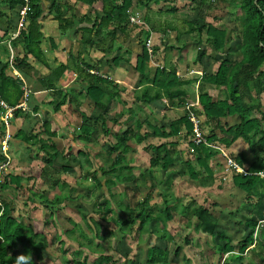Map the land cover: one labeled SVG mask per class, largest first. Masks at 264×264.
<instances>
[{
	"label": "trees",
	"instance_id": "1",
	"mask_svg": "<svg viewBox=\"0 0 264 264\" xmlns=\"http://www.w3.org/2000/svg\"><path fill=\"white\" fill-rule=\"evenodd\" d=\"M6 2L10 9L16 8L17 21L19 19V10L24 4H28L29 10L25 15V23L19 29L16 37L10 39V45L16 47L20 44L22 48L21 56L16 55L13 57V64L19 73L24 74V69H32V65L28 62L30 57H33L43 65H47L44 54L40 47L43 34L40 31V24L37 22L42 9L39 4V0H3ZM91 1V0H90ZM148 2L159 3L160 0H146ZM166 1V0H164ZM223 2H229L235 4L242 11V21L239 30H233L234 43L238 44L240 49L239 60L231 61L228 56H225L219 61L217 69L210 74H203L201 82H207L215 84L216 86L224 87L226 91V97L221 100H212L206 93L198 94V107L194 109L198 117H202V122L213 126L218 130V133L213 131L207 135L206 141L209 143H218L219 145L228 148L238 138H242L250 149V156L244 152H239L233 156V160L240 166H243L250 175H243L242 173H233L231 181L233 186L241 190L245 194V200L248 203V214L243 218V225L248 229L238 241L237 254L234 253V247L230 244L231 239L227 238L223 232H217V236L224 243L218 246L219 261L223 260L222 264H226V258L230 254L231 259H241L245 249L253 244L252 248H255V240L258 238V233L261 228L260 221L264 220V177L259 173H264V114L261 118L250 116L254 109L261 107L260 102L257 104H250V97H252V91L256 96L264 93V0H220ZM142 2V1H141ZM201 3H210V0H199ZM132 6V0H120L116 3V0H108L106 3L103 0V6L101 15L95 14L93 25L90 29L81 30L79 37V45L82 49L97 47L99 43L103 42L106 38L110 40L113 35L119 31L126 35L127 26H129L128 10ZM54 17L57 19L59 28L61 30L68 29L72 21L67 20L61 16L62 11L58 5H53ZM175 9L171 7L169 10ZM142 19L148 23V18L141 16ZM11 23V22H9ZM148 25V24H147ZM17 26V25H16ZM113 26V27H110ZM14 28V27H13ZM112 28V29H111ZM134 28L138 29V33L147 37L150 32V28L145 29L134 25ZM108 29V30H107ZM16 30V28H15ZM189 30L197 31L201 33L203 30L206 32L207 41L215 51H222L226 42L228 41V31L221 29L211 23L196 24L191 23ZM7 33V31H5ZM144 37V38H145ZM154 50V49H153ZM205 51L198 49L196 52L195 61L200 62ZM71 55L69 54V57ZM122 55L114 56L111 61L119 62ZM75 66L74 72L78 75L79 79L86 82L85 97L91 106L96 107L98 111L94 115L92 113H86L79 109L82 102L76 100L78 94L76 89L67 88L63 94V99L54 104V110L65 102L67 98L68 104H74V112L78 113L80 117V123L78 125L79 135L84 139L91 136L99 135V130L102 134L110 135V129L108 128L106 121L108 119V105L111 104L116 98L118 93L114 90L116 84L110 79L103 77L98 68L94 64L82 61V67L78 62V56H72ZM150 61V56L145 47L144 41L142 43L141 53L136 56L135 70L140 74L139 82L143 83L146 80H150L140 95H135L136 101L144 102L149 105L161 106L163 110L170 109V107H183L186 101L185 91L181 89L183 84L182 79H179L174 69H165L163 67H157L153 73L151 79L148 78L146 68ZM7 62L0 69V79L2 85H0V94L3 97V91H8L11 86L17 87L19 81L11 79L5 74ZM68 68V64L59 63L55 67H49L48 72L44 75H39L34 81L36 84L33 87V91L37 90H52L58 88V80L61 78L63 72ZM93 71V72H91ZM31 90V88H30ZM61 92V89H57ZM32 92V90H31ZM19 96L22 91H18ZM69 95V96H68ZM32 97V94H31ZM30 99V97H29ZM7 100V99H6ZM247 100V101H246ZM30 101V100H29ZM13 105V104H12ZM79 110V111H78ZM132 115L135 111L132 108L127 109ZM29 110H27L28 112ZM36 111V107L34 109ZM22 113L19 110L18 114L24 115L26 120V126L20 127L15 133V137L26 144V149L33 146L36 147L38 153L42 154L41 173L48 175L50 178L57 175L59 179L58 171L53 168V162L55 159H59L64 153L57 148V145L52 140L56 136V132L51 130L48 121L38 122L33 120V112ZM236 115L237 122L234 124L221 123L220 118ZM100 122V128L93 122ZM39 125V131H36L37 125ZM164 123V122H163ZM160 124L159 126L148 121H142L141 119L135 120V127L131 125L127 126L121 133L114 135V141H107L103 143L105 151L109 156H112V162L101 169L103 176H108L105 179V185L109 186L114 182V179H120L122 182L129 183L136 179L132 173L125 174L119 178L116 174L118 170H129L131 167L125 165V154L130 150V141L134 139L137 144L146 142L143 145L144 151L149 154V165H160L163 170H166L170 165H175L174 155L177 153L178 137L182 134L187 140V146L189 152L195 153V163L200 167L203 174L200 175L199 170L192 164L191 160L186 159L181 161L187 173L191 178L197 179L200 184L206 185L214 180V173L210 167L209 161L213 156L218 154V149L207 146L204 143L194 144L190 137L192 133V125L184 112L177 118L169 120L166 124ZM146 126L147 128L141 132L140 129ZM183 131V132H182ZM153 137L158 139L157 144L148 142V138ZM110 142V143H109ZM81 151H79L80 154ZM37 153V154H38ZM11 168L15 172V168L11 165ZM61 168L64 172L71 170L73 167L68 163L62 164ZM182 169V168H181ZM182 171V170H181ZM9 172L0 183V264H15V258L20 254L31 255L32 264L47 263L46 252L48 243L45 233L36 231L33 229L31 222L24 223L19 221L13 215V206L7 197L4 196L5 190L13 187H21L22 176L20 174ZM56 181L53 182L55 184ZM97 185L101 187V183ZM33 193V192H32ZM36 195L35 193H33ZM29 198L32 199L31 195ZM60 197H54L53 199L44 198V208L49 212L43 218V223L54 221V216L61 206ZM51 205L52 207H48ZM54 206V207H53ZM182 209L183 216H189L190 211L196 218V227L209 234H214L218 227L217 217L202 204H189L185 205ZM128 207L127 219L123 221L122 226L118 223V220L110 216L111 205L110 201L105 199L103 203H100L94 212L99 214V218H93L92 216L83 215V222L85 226L91 231V233L98 240H106L111 234H115L114 228H105L102 225V220L109 218L115 224L120 225V232L124 233L126 226H132L137 221V226L134 230L139 235L149 223L154 221L165 222L172 217L171 211L168 206H165L159 211V213H153L147 197L141 199L138 205V210ZM256 232V234H255ZM63 234V235H62ZM264 237V231L262 232ZM62 235V236H61ZM72 241H76L80 247L86 246L92 248V244L78 241L76 237L72 235V230L65 229L63 233L55 235V243L63 244L65 242L64 237ZM93 242V241H91ZM99 248L101 247L99 242L95 243ZM60 252L65 253L66 250L60 245L58 248ZM179 249L173 251L172 255L176 257ZM96 249L94 250V252ZM73 256L81 254L80 249L72 251ZM146 259L142 264H166L169 262L170 251L159 246H150L146 248ZM233 254V255H232ZM235 254V255H234ZM260 255V252H259ZM103 260L111 261L115 263L110 254L99 252L98 256L89 264H103ZM87 259L83 258L82 262L78 259H74L75 264H84ZM64 262L68 263L67 259Z\"/></svg>",
	"mask_w": 264,
	"mask_h": 264
},
{
	"label": "rangeland",
	"instance_id": "2",
	"mask_svg": "<svg viewBox=\"0 0 264 264\" xmlns=\"http://www.w3.org/2000/svg\"><path fill=\"white\" fill-rule=\"evenodd\" d=\"M192 3L190 0L188 8L183 6L188 11L186 14L193 15L195 13L194 15L201 21L203 15L200 13L199 7H194L196 4ZM209 5H211V10L208 15L214 16V19L220 18L219 20H222L218 26L225 27L227 30L240 29L242 11L235 4L210 0ZM165 8L170 9V6L167 5ZM174 15V11L164 10L161 12L159 20L163 17L162 21L165 19L167 21ZM182 28L185 29L186 26H182ZM145 39L146 37H143V41ZM225 56L230 57V55L223 54V57ZM234 57L235 55H232L231 61ZM131 80L132 85L130 86L125 84L126 82L118 83L116 92H120V97L108 105L106 124L110 129V135L106 136L99 130L98 136H91L87 139L82 136L78 137V125L80 123L78 113H74L75 117L70 118L69 120L72 121L70 123L68 121L63 129L60 128L63 132L61 137L64 138L60 141L62 145L60 150L64 152V155L53 162V168L58 171L59 179L56 178L57 175L50 178L41 173L42 155L36 154L38 150L35 147L34 150H31V154L34 153L35 156H29L35 159L28 160L30 166L28 164L25 166L24 163L20 162L15 164L14 173L22 176L21 187L12 186L4 192V196L13 206V215L24 223L31 222L34 230L45 233L50 245L45 254L47 263L43 262L42 264H75L74 259L82 262L84 257L87 259L84 264H89L98 256L99 252L110 254L115 261L113 263L103 260V264H142L144 257L146 259V248L154 245L170 251L169 262L166 264H222L223 260L219 261L218 246L222 245L224 241L220 240L216 233L223 232L227 238L231 239L230 244L234 247V253L237 254L238 241L248 231L242 223L243 218L248 214V207L246 208L248 203L245 200V194L233 186L232 171L227 172V174L217 173L213 182L206 185H202L197 179L190 177L185 166L180 163L181 161L189 159L199 170V173L201 172L200 175L203 172L195 163L196 154L189 152L187 140L182 134L178 137L177 153L174 155L175 165H170L166 170H163L159 164L156 166L149 165V154L143 149V145L147 141L137 144L132 139L129 142L131 148L125 154L126 161L124 163L131 168L129 170L116 169V174L121 178L125 174L132 173L136 179L129 183L114 179V182L109 186L105 185V179L108 176H103L101 169L106 168L112 162L113 157L106 153L103 143L113 142L114 135L121 133L129 125L136 128L135 120L138 118L159 126L163 122L166 124L169 119L178 117L185 111L183 109L182 112L181 109L172 107L166 110V121H163L162 107L136 101L135 95L142 93L145 84L138 86L137 76ZM17 89V87L11 86L7 92L3 91V97L7 100L11 99L17 95ZM129 108L135 111L132 115L127 110ZM79 109L86 113H92V115L98 111L96 107L91 106L85 100L82 101ZM50 110L52 111V109ZM48 113V111L43 112L41 116L43 121L49 120ZM51 122L54 127H58L55 122H62V120L57 117L55 122L53 120ZM93 123L100 128L99 121ZM146 128L144 126L140 131L143 132ZM204 131L206 132L205 126ZM148 142L157 144L158 139L149 137ZM79 151H81L80 154ZM232 155H230L231 158H233ZM22 156L26 162L25 156L23 154ZM218 157H213L212 161H217L218 167H220L222 163ZM220 158L223 163H226L224 156ZM65 163L73 168L64 172L61 165ZM54 181H56L55 184H53ZM98 182L101 183V187L97 185ZM30 195L32 199L29 198ZM47 197L48 199L62 198L61 206L54 216V221L52 220L48 225L43 223V218L48 216L49 212L44 208V202H42ZM145 197H147L153 213H159L161 209L168 206L172 214L171 219L165 222H151L139 235L133 231L137 226V221H135L132 226H126L123 229L124 233H121L119 226H122L123 221L127 219L128 207L138 210L139 202ZM105 199L110 201L112 211L109 215L117 219L120 225L112 222L110 216L106 220H102V225L105 228H114L115 234H111L106 240H98L85 226L82 216L86 214L94 219L99 218V214L94 210ZM189 204H202L217 217L218 227L214 234L200 231L195 226L196 218L191 211L188 217L182 215L181 208ZM48 207L52 206L49 205ZM260 224L263 225L264 220L260 221ZM65 229L72 230V235L84 245L90 242L92 248L80 247L76 241H72L66 236H63L65 239L63 244L55 243V235L63 233ZM263 231L264 225L261 226L258 238L255 240V248H252L253 244L249 245L241 259L233 260L229 254L226 258V264H264ZM96 242L101 244L100 248L95 244ZM60 245L66 250L65 253L59 251ZM78 249H80L81 254L73 256L72 251ZM176 249L179 250L175 257L172 253ZM66 259L68 263L64 262Z\"/></svg>",
	"mask_w": 264,
	"mask_h": 264
},
{
	"label": "crops",
	"instance_id": "3",
	"mask_svg": "<svg viewBox=\"0 0 264 264\" xmlns=\"http://www.w3.org/2000/svg\"><path fill=\"white\" fill-rule=\"evenodd\" d=\"M105 1L106 3L108 2V0ZM119 2L120 0H116V3ZM189 2L190 0H160L159 3H153L146 0H132V6L130 9L138 12L143 17H147V24L151 29L149 34L154 45V56L147 64L146 72L148 78H152L153 73L158 66L165 69H174L178 78L182 79L183 81L181 89L185 91V95L183 97H186V100L194 99L196 94L198 97L199 93H206L211 97L212 100L224 99L226 97V91L224 87L216 86L215 84H210L207 82H201L202 80H200L198 86L196 87L197 76L194 73H190V71L198 70L201 71L202 74L213 73L217 69L219 61L224 58L223 54L230 55V60H232V55H235L233 62L239 60L240 49L238 48V44L233 42V30L235 29L227 30L225 27L218 26L222 20H219L220 18L214 19V16L208 15L211 10V5H209L210 3H201L199 0H192V4H196L194 7H199V11L203 15L201 21L197 19V16L194 15L195 13L193 15H187L186 13H188V11L185 7H189ZM39 4L42 12L37 22L40 24V31L43 34L40 47L44 54L47 65L45 66L33 57H30L28 62L32 65V69H24V74L22 72L20 74L25 84L32 90V97L30 95V101L28 104L29 111L27 113L33 112V120L42 122L43 120L41 119V116L43 112H49V120L46 119L45 121H48L50 129L56 132V136H54L52 140L57 145V148L60 149V146H62L60 141L64 139L61 137L63 136V132H61L60 128L63 129L64 126L67 125L68 121L70 123L72 120L70 121L69 119H72L73 116L75 117L74 113L76 112L73 111V109H75L74 104H68L66 102L67 97H65V102L58 108V110H54V104L59 103L63 99V94H66L65 89H76V87H78L76 89L77 93L82 92L81 94L77 95L76 100L81 102L85 100V102L88 103V100L85 99L86 97L84 94V85H86V82H83V80L79 79L76 72H74L73 66H75V64L72 60V56H78L80 67L83 66L82 61L85 63L88 62L90 64H94L98 68V72L103 77L110 79L116 84V88L114 89L115 91L118 90V83L122 82L123 84L126 82L125 84L128 86L132 85L131 79L136 78V76L138 78V86L142 84L148 85L150 80H146L143 83L139 82L140 74L134 68L136 56L141 53L143 37H145V35H140L138 33V29H135L133 25L129 24V26H127L126 35L117 31L113 37L110 38V40L106 38L103 40V42L99 43L97 47L82 49V47L79 45L81 30L90 29L92 27L95 18L94 13L101 15L103 0H39ZM53 5H58L60 7V10L62 11L61 16L63 18L72 21V24L68 29L61 30V28H59L58 21L54 17V11L52 9ZM167 5H169L170 8H175L172 9V11L175 12L174 17L169 18L167 21L166 19L162 21L163 17L159 20L161 12H164V10H169L165 8ZM16 10L17 7L10 9L6 2L0 0V69L5 64V62H7L8 64L5 69V74L11 79H16L19 81L17 86V95L11 97L12 100H6L0 94V97H2L9 104H16L19 102L22 95L21 94L19 96L18 94V91H22V82L14 74L15 70L17 72L19 71L14 67L13 64V57L16 55L21 56L22 48L20 44L16 47L10 45V39L16 37L14 36V33L17 30L16 25L18 24ZM204 22L211 23L221 29L228 31L229 39L222 51H215L211 47L210 43L207 41L205 30H203L201 33L189 30V25L191 23L202 24ZM182 26H186V28L183 29ZM5 31H7V33H5ZM198 49H203L205 51V54L203 55L200 62L195 61L196 53L194 52H197ZM167 50L169 51L167 52ZM69 54L71 55L70 57ZM120 54L122 55V58L119 62L114 63L111 61L114 56ZM59 63L68 64V68L63 72L61 78L58 80V88L52 90H39L37 88V90L33 91V87L36 84L34 81L37 79V77L39 75L46 74L49 67H55ZM0 85H2L1 79ZM57 89H61V92ZM119 94L120 92H118V95L116 94L114 97H120ZM258 102L261 104L260 110L254 109L250 116L261 118L262 114H264V93L260 94L258 97L252 91L250 104H257ZM35 107L36 111H34ZM174 107L176 109H181L182 112L183 109L185 110V106ZM171 108L172 107H170V109ZM50 109H52V111ZM162 112L163 121H166V110H162ZM24 115L26 114H18L12 121V132L14 136L10 143V150L12 153L13 167L17 162L24 163L25 166L27 164L30 166L28 160H35L34 158L29 157L35 156L34 153L31 154V150H34L35 146L31 147L30 150L26 149V144L15 137L17 130L20 127H24L26 124L27 119ZM57 117H60L62 122H55ZM200 119L202 122V117H200ZM51 120H53L55 125H58V127H54ZM220 120L221 123L226 122L229 124H234L237 122V116H226L220 118ZM203 124L202 132L205 135L211 133L212 131L214 133H218L217 129H215L213 126H209L208 124H204L206 127L205 132ZM39 125L40 123H38L36 126V131H39L40 129ZM2 133L3 131L0 124V137ZM215 144L220 146L228 156L233 154V157L239 152L246 153L247 157H249L251 154L247 143L242 138H238L228 148H225L216 142ZM22 154L25 156V159L27 160L26 162H24L22 159ZM215 156H219L218 160H220L222 163L220 167H218L219 165L217 164V161H212V158ZM215 156H213L209 161L210 167L214 173V177L217 173L227 174V172L232 171L226 170V163H223L222 159L220 158L223 157L222 153H218ZM20 167L23 166L20 165ZM12 172H14L13 169Z\"/></svg>",
	"mask_w": 264,
	"mask_h": 264
},
{
	"label": "built area",
	"instance_id": "4",
	"mask_svg": "<svg viewBox=\"0 0 264 264\" xmlns=\"http://www.w3.org/2000/svg\"><path fill=\"white\" fill-rule=\"evenodd\" d=\"M28 10H29V6L27 3L24 4L20 8L17 30L14 33V36L18 34L19 29L24 25L25 15ZM128 14H129L128 20H129L130 25H133V26L137 25V26L144 27L145 29L149 30L147 23L142 19L141 15L138 12L129 9ZM144 44L150 56V59H152L153 54H154V50H153L154 45H153L150 34L146 37ZM14 72H15L14 74L22 82V95H21V99L19 100V102L13 105L7 103L2 97H0V119H1L0 124L2 127V131H3L0 137V183L3 182L7 174L12 171V168H11L12 154L10 150V143L14 136L12 132V121L16 118L15 112L18 110L22 113L27 112L28 104H29V97L31 95L30 88L25 84L21 74L17 72L16 70ZM190 73H194L197 76V81H196V87H197L203 74L201 71H198V70H191ZM198 103H199L198 97L196 94V97L194 99L186 100L184 104L185 113L192 125L191 126L192 133L190 137L192 143L194 144L204 143L209 147L218 149L226 160V170L231 171L232 169L233 173H242L243 175H250L251 174L250 172H248L243 166H240L237 162H235L233 158L228 156L220 146H218L215 143H209L206 141V137L204 133L202 132L201 119L200 117L196 115L194 111V109L198 106ZM259 175L264 177L263 172H260Z\"/></svg>",
	"mask_w": 264,
	"mask_h": 264
},
{
	"label": "clouds",
	"instance_id": "5",
	"mask_svg": "<svg viewBox=\"0 0 264 264\" xmlns=\"http://www.w3.org/2000/svg\"><path fill=\"white\" fill-rule=\"evenodd\" d=\"M15 264H32L31 255L20 254L15 258Z\"/></svg>",
	"mask_w": 264,
	"mask_h": 264
}]
</instances>
